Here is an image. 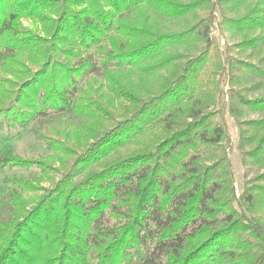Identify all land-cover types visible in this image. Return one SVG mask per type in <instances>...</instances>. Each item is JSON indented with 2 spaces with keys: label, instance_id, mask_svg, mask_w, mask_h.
I'll list each match as a JSON object with an SVG mask.
<instances>
[{
  "label": "trees",
  "instance_id": "obj_1",
  "mask_svg": "<svg viewBox=\"0 0 264 264\" xmlns=\"http://www.w3.org/2000/svg\"><path fill=\"white\" fill-rule=\"evenodd\" d=\"M246 1L0 0V132L69 113L85 141L40 136L50 155L0 154V171L38 173L1 179L0 264H264V171L236 196L219 107L226 97L243 165L263 167L264 117H243L264 115V57L223 60L211 36L218 9L232 33L261 30L241 51L264 44V0L227 14ZM87 74L109 105L73 96Z\"/></svg>",
  "mask_w": 264,
  "mask_h": 264
},
{
  "label": "rangeland",
  "instance_id": "obj_2",
  "mask_svg": "<svg viewBox=\"0 0 264 264\" xmlns=\"http://www.w3.org/2000/svg\"><path fill=\"white\" fill-rule=\"evenodd\" d=\"M187 1V0H185ZM214 1V0H211ZM261 0H247L245 3L240 6L236 5L233 2H230L229 7L232 11H227L226 6L223 5L224 10L227 11L229 17H236L237 15H243L249 8H252L253 4H259ZM258 6L261 7L259 4ZM202 15V14H199ZM213 28L211 30L212 39L215 42L216 47L221 53L223 57L228 52V56L242 60L249 61L253 64L259 65V60L264 57V44L261 43L256 46L252 50H244L241 51L237 45L244 39H249L250 36H259L261 35V30H257L250 35H246L244 33H232V31L225 29L220 24V17L218 9H216L213 13ZM160 30L168 32V31H176L179 29H183L188 25L193 23L192 17H186L183 19L166 21L164 19H160L159 21ZM24 26H30L27 22L24 23ZM246 36V37H245ZM201 46L200 43L188 44L179 49V52L184 54L185 56L196 54L198 49ZM226 48H230V52L226 51ZM96 59V58H95ZM61 61H64L61 59ZM65 62V61H64ZM208 64V68L213 72L215 67L210 66ZM210 66V67H209ZM210 72L207 70L204 76H208ZM96 77V78H93ZM217 77L219 89H223L225 92L227 90V85L225 84V74L220 73ZM133 77H131L132 81ZM134 81V79H133ZM255 81V80H253ZM136 83V82H135ZM78 88L80 89V93H73L77 98L81 95L86 96L89 100L97 101L103 105H109L108 99L110 98V94L107 93V89L104 86L103 79L87 74L84 76L82 80L77 82ZM251 96L250 93H248ZM74 97V98H75ZM219 107L222 109L225 122L227 125V130L229 134V143L226 146V153L229 164V172L232 176L233 185L235 188L236 196H238L245 183L254 178L255 174L258 172L264 171V166L260 167L257 165L248 164L247 166L243 165L241 152L238 149V129L235 122L232 120L230 115L228 114L227 107V98L219 99ZM264 117L261 112H250L247 111L244 113V120H258ZM78 125L77 119H75L72 114L63 113L57 114L51 112L45 116L38 117L34 121H32L27 127L21 129L11 128L8 129L3 127L0 132V154L10 152L19 157L25 159H36L39 156H47L50 155V151L46 148V143L40 139V136H46L50 138H59L62 139L64 134L67 137H70L72 141L76 144L83 145L85 141H77L72 136L73 128ZM38 173L36 170H18L14 169L12 171H8L4 169L0 171V219H6L8 214V207L4 205V195L1 192V179L4 175L14 176L17 178H30L36 176ZM250 182V181H249ZM104 225L111 226L114 223V220L108 216L103 220Z\"/></svg>",
  "mask_w": 264,
  "mask_h": 264
}]
</instances>
